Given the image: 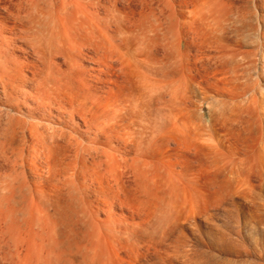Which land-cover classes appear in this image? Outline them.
Listing matches in <instances>:
<instances>
[{"label": "rangeland", "instance_id": "rangeland-1", "mask_svg": "<svg viewBox=\"0 0 264 264\" xmlns=\"http://www.w3.org/2000/svg\"><path fill=\"white\" fill-rule=\"evenodd\" d=\"M0 264H264V0H0Z\"/></svg>", "mask_w": 264, "mask_h": 264}]
</instances>
